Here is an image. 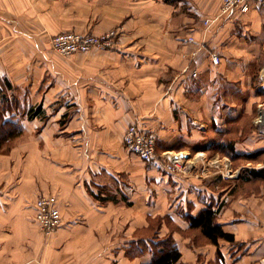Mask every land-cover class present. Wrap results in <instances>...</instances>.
Instances as JSON below:
<instances>
[{
    "label": "crops",
    "instance_id": "crops-1",
    "mask_svg": "<svg viewBox=\"0 0 264 264\" xmlns=\"http://www.w3.org/2000/svg\"><path fill=\"white\" fill-rule=\"evenodd\" d=\"M222 2L0 0V77L26 90L27 116L41 107L28 138L0 152V264H153L151 241L167 237L182 264H264V177L232 167L264 148L241 122L264 79V10L206 28ZM113 28L107 49L62 56L51 45L64 31ZM135 122L156 136L159 160L125 147ZM167 155L187 169L167 170ZM42 193L62 212L51 235L36 220ZM210 205L233 239L215 243L191 226Z\"/></svg>",
    "mask_w": 264,
    "mask_h": 264
},
{
    "label": "built area",
    "instance_id": "built-area-1",
    "mask_svg": "<svg viewBox=\"0 0 264 264\" xmlns=\"http://www.w3.org/2000/svg\"><path fill=\"white\" fill-rule=\"evenodd\" d=\"M255 4L262 7L264 10V0H223L220 13L214 17L204 18L203 24L206 28H209L213 22L217 21L221 16H226L237 9L242 12H247L251 10ZM116 35L117 30H111L102 35L65 32L53 36L52 44L60 53L69 55L75 52L89 51L94 47L104 49L110 48L114 44ZM188 40L194 42L195 37L189 35ZM201 48L203 47L200 46L193 52V57L198 55ZM211 57L215 64H219L222 60L218 53H212ZM183 71L191 72L193 76L198 75V70L192 68L190 64L187 65ZM259 107L260 117L258 121L264 124V104H260ZM124 145L130 152L138 155L145 162L159 160L157 155L156 136L138 122L128 126L124 137ZM163 163L165 168L169 171L175 172L187 169L186 161L180 155H167L163 159ZM35 206L37 222L46 235H51L62 223V212L58 206L57 196L52 193H42L38 195Z\"/></svg>",
    "mask_w": 264,
    "mask_h": 264
},
{
    "label": "trees",
    "instance_id": "trees-1",
    "mask_svg": "<svg viewBox=\"0 0 264 264\" xmlns=\"http://www.w3.org/2000/svg\"><path fill=\"white\" fill-rule=\"evenodd\" d=\"M9 89H12L10 83H7ZM3 93V91L1 92ZM0 93V104L2 103L1 97H4V102H9L10 98L7 94ZM6 98V99H5ZM41 107H30L28 110V117L33 119L36 115L39 114ZM0 117H4V126L10 125L18 127L19 124H16L13 121H9L6 118L5 113H1ZM1 119V120H3ZM24 132L23 127H19L18 129L10 128L6 130H0V149L3 146V143L6 140H11L19 137ZM261 151L254 152L251 154L249 158H256ZM238 158V157H237ZM245 175H253V176H263L264 177V167L260 169L255 168H247L243 172ZM219 213V208L210 205L208 208L202 210L197 216H191V226L193 228H200L202 232L213 242L218 243L219 238L225 239H233V235L224 231L222 224L218 223L217 217ZM151 249L154 250V258L153 264H182L180 263L181 252L175 243V241L171 237H167L165 239H156L155 241H151ZM148 245L145 247L142 246L140 251H144Z\"/></svg>",
    "mask_w": 264,
    "mask_h": 264
},
{
    "label": "rangeland",
    "instance_id": "rangeland-1",
    "mask_svg": "<svg viewBox=\"0 0 264 264\" xmlns=\"http://www.w3.org/2000/svg\"><path fill=\"white\" fill-rule=\"evenodd\" d=\"M111 30H118V29H114L113 28V29H110V31ZM65 32H76V33H79V34L102 35V34H95V33H82V32H78V31H74V30L64 31L62 33H65ZM52 37H51V45H52L53 50L55 52H57L58 54L62 55V56H70V55H73L75 53L88 52V51H80V52H75V53H72V54H69V55H64V54L60 53L58 50H56L53 47ZM94 48H99V47H94ZM94 48H92V49H94ZM91 50H89V51H91ZM262 80H264V79H262ZM262 80H259V82H260L259 88H261L258 91L259 98H258V100L254 101L253 108L251 110L252 112L249 113L248 115H245L244 118H242L241 122H244V123L250 124V125L253 124L254 127L259 129V133H261L258 136L264 137V124H262V123H260L258 121L259 117H260V109H259L260 107L259 106H260V104H264V89H263L264 87L262 85V82H263ZM2 91H3V93L5 92L4 94H7L9 96L10 100H9V102H4V97H1L2 103L0 104V114L1 113L2 114L5 113L6 117H7L6 118L7 120L13 121L16 124H19V126L18 127L10 126V125L4 126V124H5V123H3L4 122V119H3L4 117H0V130H2V129L6 130V129H10V128L18 129L19 127H23V129H24V132H23L22 135H20L17 138L11 139V140H6L3 143V146L0 149V152L1 153H7L9 150H11V148L13 146L17 145L21 140H23L25 138H28L29 134H27L28 132L26 133L27 130H26V127H25L26 125L25 124H28L29 123L28 121H33V120H30L29 117L26 115L27 106L26 105H25V107L23 106V103H24L23 102V98L27 97L26 90H21V91L17 92L15 89H9L8 86H7V83L4 81L3 78L0 77V93ZM3 93H1V94H3ZM44 117L47 118V116H44ZM63 118H64V121H65L66 120V116H64ZM1 119H3V120H1ZM33 133L35 134V133H38V132L35 130V131H33ZM246 133H249V132H246ZM260 151H261L260 154L256 158H248L249 160L247 158H245V157L236 158V160L232 164V167L236 171H239V172L243 173L245 171V169H247V168L249 169V168H251L253 166H258V167L259 166L260 167L263 166L264 165V148H261ZM251 154H254V153H251ZM243 165H246V166L243 167Z\"/></svg>",
    "mask_w": 264,
    "mask_h": 264
}]
</instances>
